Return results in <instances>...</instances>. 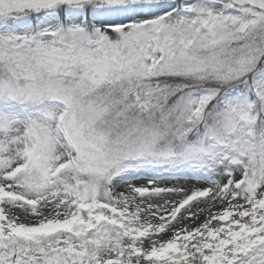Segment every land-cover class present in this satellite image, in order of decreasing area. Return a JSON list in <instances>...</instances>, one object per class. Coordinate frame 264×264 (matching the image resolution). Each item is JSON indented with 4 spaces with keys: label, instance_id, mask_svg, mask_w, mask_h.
Instances as JSON below:
<instances>
[{
    "label": "snow or ice",
    "instance_id": "6c2138e0",
    "mask_svg": "<svg viewBox=\"0 0 264 264\" xmlns=\"http://www.w3.org/2000/svg\"><path fill=\"white\" fill-rule=\"evenodd\" d=\"M0 264H264V0H0Z\"/></svg>",
    "mask_w": 264,
    "mask_h": 264
}]
</instances>
